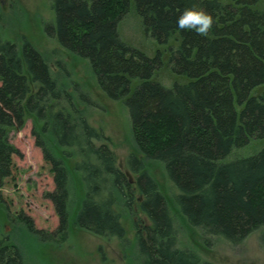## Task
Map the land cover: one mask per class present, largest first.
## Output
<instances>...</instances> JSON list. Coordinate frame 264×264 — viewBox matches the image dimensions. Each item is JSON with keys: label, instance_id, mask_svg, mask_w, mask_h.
<instances>
[{"label": "trees", "instance_id": "1", "mask_svg": "<svg viewBox=\"0 0 264 264\" xmlns=\"http://www.w3.org/2000/svg\"><path fill=\"white\" fill-rule=\"evenodd\" d=\"M47 31L90 65L99 88L129 110L137 153L129 174L119 165L105 131L87 115L89 98L65 65L55 74L27 38H6L0 16V187L13 173L14 129L33 120L32 133L54 173L47 192L59 216L54 231L31 230L64 242L72 229L106 237L127 234L122 211L136 203L148 218L135 241L136 264H217L179 242L171 202L148 163L161 162L177 186L179 212L203 235L232 243L264 228V147L233 152L264 138V0H51ZM187 8L212 17L206 33L181 29ZM134 11L144 31L169 46L168 63L185 81L154 78L164 53L154 56L125 41L119 23ZM166 51V49H165ZM67 69V70H66ZM83 96V97H82ZM88 105V104H87ZM141 154H139V153ZM141 155V157H140ZM264 245V231L261 235ZM0 264H31L8 237Z\"/></svg>", "mask_w": 264, "mask_h": 264}, {"label": "rangeland", "instance_id": "2", "mask_svg": "<svg viewBox=\"0 0 264 264\" xmlns=\"http://www.w3.org/2000/svg\"><path fill=\"white\" fill-rule=\"evenodd\" d=\"M0 16L6 38L21 43L20 40L27 37L44 54L55 74L62 73L57 67L59 61L66 66L70 76L77 80L82 94L90 100L85 109L90 122L105 131L119 165L134 183L136 174L130 170L128 158L138 150L129 110L123 101L110 99L99 88L87 61L67 51L55 36L49 34L47 27L55 19L51 0H0ZM119 31L125 41L150 56L159 49L164 53L165 63L155 73L156 80L167 86L186 80L171 69L168 44H159L149 36L134 11L122 19ZM263 88L264 85L259 86L257 91L261 92ZM32 128L33 120L29 117L22 128L12 130L10 134L11 142L19 152L13 156L12 175L5 178L3 187H0V238L8 237L16 242L31 264H136V234L139 227L148 224L147 216L136 203L129 213L120 209L127 230L124 238L101 236L74 227L69 238L59 243L44 240L31 230L27 218L40 230L54 231L59 225L54 203L47 197V192L55 188L54 173L35 142ZM263 147L264 138L253 139L237 148L232 158L255 154ZM148 167L171 202L182 246L193 247L204 260L217 264H264V245L261 242L264 228L255 230L240 243L203 235L179 212L174 200L178 188L167 176L164 165L152 160Z\"/></svg>", "mask_w": 264, "mask_h": 264}, {"label": "clouds", "instance_id": "3", "mask_svg": "<svg viewBox=\"0 0 264 264\" xmlns=\"http://www.w3.org/2000/svg\"><path fill=\"white\" fill-rule=\"evenodd\" d=\"M177 23L181 29H194L199 33H206L211 27L212 17L201 9L187 8L178 17Z\"/></svg>", "mask_w": 264, "mask_h": 264}]
</instances>
